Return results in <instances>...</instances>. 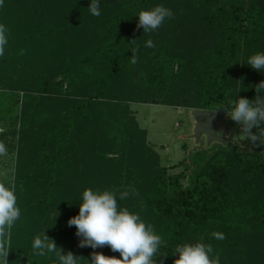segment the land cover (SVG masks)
<instances>
[{
    "label": "trees",
    "instance_id": "16d2710c",
    "mask_svg": "<svg viewBox=\"0 0 264 264\" xmlns=\"http://www.w3.org/2000/svg\"><path fill=\"white\" fill-rule=\"evenodd\" d=\"M99 3L98 17L90 0H4L1 7L10 35L0 57V121L18 114L19 139L36 142L18 153L15 242L33 243L44 232L65 241L66 253L76 236L68 220L78 215L85 189L135 188L138 196L117 194L118 204L162 238L158 264H173L178 244L197 242L210 244L219 264H250L246 251L253 247L241 241L264 243V145L215 142L190 150L185 172L169 175L128 104L225 113L220 108L230 99L254 100L264 71L247 60L264 52V0ZM157 5L174 17L144 33L138 14ZM149 39L155 47H146ZM30 211L39 214L22 230ZM84 248L90 258L93 252L120 258L108 246Z\"/></svg>",
    "mask_w": 264,
    "mask_h": 264
},
{
    "label": "clouds",
    "instance_id": "9594fccd",
    "mask_svg": "<svg viewBox=\"0 0 264 264\" xmlns=\"http://www.w3.org/2000/svg\"><path fill=\"white\" fill-rule=\"evenodd\" d=\"M4 0H0V7ZM93 16H100L99 0H90L88 6ZM171 9L157 5L150 10H141L138 14L137 27L143 28L144 33L156 31L166 18H173ZM9 29L0 23V57L5 55V48L9 42ZM146 47H155L149 39ZM23 54V51L21 52ZM132 63L137 62L133 53ZM247 65L256 71H264V52H257L247 60ZM256 97L249 100L244 97L230 99L227 105L220 109L241 126L240 134L248 139L252 145H264V80L255 85ZM258 129L253 133V128ZM6 155V147L0 143V156ZM119 200L126 199L130 194L138 196L135 188L123 192L118 189L93 190L87 188L82 193V202L79 204V213L68 220L69 226H75L76 235L81 237L79 247L108 246L113 252H119L120 258L106 256L100 252L91 254L89 264H158L159 247L164 243L162 238L154 232L151 224H146L139 214L130 212L126 207L118 204ZM21 209L17 206L15 186H6L0 182V258L7 264L6 257L11 250V229L20 219ZM216 239H224L223 234L212 233ZM36 255L45 256L54 253L59 264H79L80 257L72 252L64 253L55 241L44 232L37 235L32 243ZM213 247L202 242L178 244L172 254H178L173 264H219V256H211ZM168 254H164L162 257ZM160 257V258H162ZM162 264V261H161Z\"/></svg>",
    "mask_w": 264,
    "mask_h": 264
},
{
    "label": "rangeland",
    "instance_id": "374dc122",
    "mask_svg": "<svg viewBox=\"0 0 264 264\" xmlns=\"http://www.w3.org/2000/svg\"><path fill=\"white\" fill-rule=\"evenodd\" d=\"M3 7V6H2ZM0 11L2 8L0 7ZM16 27V26H15ZM15 30V28H14ZM163 42L160 38L157 40ZM165 42V41H164ZM7 60L12 56V47L7 48ZM129 114L134 118L138 128L144 130V140L146 146L149 145L152 148L153 153L157 155V162L159 166L167 169V174L174 175L177 173L185 172L184 163L190 150L198 147V143L195 139L191 138L194 129V119L191 115V111L188 108L167 106L164 104H139L129 103ZM222 118L218 121V125L222 126V129L217 130V136H223L226 144H238L241 147H246L245 137L240 134L241 126L231 120L226 113H221ZM18 114L11 120L0 121V143H3L6 147V155L0 156V182L6 184V186L13 185L15 174L17 173V159L21 146L28 141H32L26 138V141H21L18 137ZM35 129H33L34 131ZM32 131V130H31ZM29 131V133H31ZM255 134V127L252 129ZM199 141L203 142V147L207 149L206 137L201 134ZM32 143H36L32 141ZM27 144V143H26ZM215 144L212 143V145ZM35 145V144H34ZM27 147L29 145H26ZM27 149V148H26ZM27 150H25V154ZM182 185H186V179L181 180ZM31 212V211H30ZM28 212L23 216V223L21 222L22 230L27 229L33 224L39 213ZM54 212H51V215ZM30 217H33L31 219ZM14 226V225H13ZM13 228V227H12ZM12 230V229H11ZM76 235V233H73ZM23 235V233H22ZM19 236L17 234L16 238ZM19 238V237H18ZM11 233V250L6 257L7 264H59L54 253H48L45 256L36 255L32 242L19 243ZM57 246L61 247L64 251L65 241L58 238H52ZM73 239L70 246L67 248V252H72L74 256L80 257L79 264H89L91 258L89 254L85 256L86 248L79 247L81 237L72 236ZM247 241H241L243 246L249 247L252 245V249L248 248L247 254L251 257V263L264 261V243L261 239L253 238L247 239ZM13 241V242H12ZM245 242V244H244ZM100 249V247H98ZM99 251V250H98ZM66 252V253H67ZM253 260V261H252ZM89 261V262H88ZM250 263V264H251ZM0 264H4L3 258H0Z\"/></svg>",
    "mask_w": 264,
    "mask_h": 264
},
{
    "label": "water",
    "instance_id": "95a60500",
    "mask_svg": "<svg viewBox=\"0 0 264 264\" xmlns=\"http://www.w3.org/2000/svg\"><path fill=\"white\" fill-rule=\"evenodd\" d=\"M191 115L194 119V129L191 138L195 139L198 147L193 150L203 147V142L199 141V137L203 134L207 140V146L212 143L226 144L223 136H217V130H221L222 126L218 125V121L222 118L221 113L213 111L192 110Z\"/></svg>",
    "mask_w": 264,
    "mask_h": 264
}]
</instances>
